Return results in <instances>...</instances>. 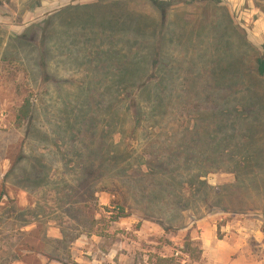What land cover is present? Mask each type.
<instances>
[{"label":"rangeland","instance_id":"374dc122","mask_svg":"<svg viewBox=\"0 0 264 264\" xmlns=\"http://www.w3.org/2000/svg\"><path fill=\"white\" fill-rule=\"evenodd\" d=\"M263 55L264 0H0V264H264Z\"/></svg>","mask_w":264,"mask_h":264},{"label":"trees","instance_id":"16d2710c","mask_svg":"<svg viewBox=\"0 0 264 264\" xmlns=\"http://www.w3.org/2000/svg\"><path fill=\"white\" fill-rule=\"evenodd\" d=\"M256 70H257V73L264 79V55L261 56L260 58L257 59L256 61ZM30 107H29V104L27 102V104H25L22 108V112H23V115L24 116H28L29 115V111H30ZM119 210L121 211V215H119V217L123 216V212H124V207H120ZM120 214V213H119ZM44 255V254H43ZM44 257L47 258V260H51L53 259L52 257H50L49 255L45 254ZM57 261H59L60 263L63 264L62 260L61 259H56Z\"/></svg>","mask_w":264,"mask_h":264}]
</instances>
